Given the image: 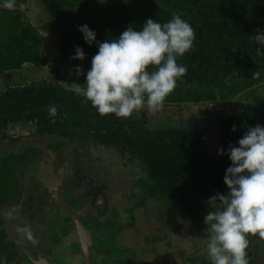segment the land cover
<instances>
[{
    "label": "trees",
    "instance_id": "trees-1",
    "mask_svg": "<svg viewBox=\"0 0 264 264\" xmlns=\"http://www.w3.org/2000/svg\"><path fill=\"white\" fill-rule=\"evenodd\" d=\"M28 1L16 0L12 10L0 7V79L22 68H49L61 59L68 80L57 73L0 90V209L23 200L22 177L44 159V150L63 153L70 145L90 142L117 150L128 163H139L140 174L131 182V194L137 199L128 207L131 214L149 201L157 202L163 214H173L195 228L205 227L207 211L214 210L208 198L228 191L224 176L231 161L218 149L237 145L249 126L264 125V102L221 117L215 124L217 145L211 150L200 127L172 122L150 127L146 109L128 118L102 116L73 91L76 84L86 82L91 59L98 52L95 44L85 42L78 26L87 24L103 42L118 38L129 26L141 30L149 18L165 23L174 14L181 15L196 39L194 48L178 58L188 71L164 106L213 105L264 89V49L252 38L256 29L264 31V0H37L47 14L50 32L57 34L53 58L49 51L54 40L35 21ZM77 46L86 54L84 61L71 59ZM76 66H82L83 74L76 73ZM154 70L149 66V71ZM49 105L58 107L57 117L49 118ZM25 128L29 135L16 134ZM22 141L25 146L16 148V142ZM31 199L32 195L27 200ZM159 217L168 222L162 213ZM90 220L85 228L104 229L103 222ZM61 231L66 235V225ZM56 233L53 241L58 243ZM98 244L99 253H108L101 240ZM18 252L0 217V258L10 264ZM248 259L249 264H261L255 257Z\"/></svg>",
    "mask_w": 264,
    "mask_h": 264
},
{
    "label": "rangeland",
    "instance_id": "rangeland-1",
    "mask_svg": "<svg viewBox=\"0 0 264 264\" xmlns=\"http://www.w3.org/2000/svg\"><path fill=\"white\" fill-rule=\"evenodd\" d=\"M27 5L35 13L38 25L54 40L49 52L55 57L57 34L54 30L50 32L46 12L37 0H29ZM58 60V65L54 63L49 68H22L13 75H5L0 79V90L9 84H23L40 76L51 78L57 73L67 81L66 62ZM253 94L213 105L204 102L177 107L167 105L158 111L143 109L148 112L150 127L171 122L200 127L205 142L209 143L207 149L211 150L217 145L215 124L221 117L264 102V89ZM20 133L29 135V130L25 128L16 134ZM22 145L25 146V141L18 143L16 148ZM43 154L45 160L32 165L22 177L23 200L3 208L13 219V238L19 252L23 250L27 264L37 258H44L51 264H93L92 259H96L97 264H175L178 261L207 264L206 226L195 228L173 214H163L157 202L149 201L132 214L128 211L137 201L131 194V182L140 174L137 161L128 163L117 150L90 142L70 145L63 153L44 150ZM67 157L71 158L70 163ZM31 195L32 199L27 200ZM161 213L168 222L161 220ZM74 214L83 226H89L90 219H97L105 227L103 230L94 226L86 228L89 236L85 235L79 230ZM64 225L66 235L61 231ZM55 232H58V243L53 239ZM100 240L108 253L98 252ZM247 252L264 264V238L250 235ZM26 253L30 254V261ZM12 264H16V259Z\"/></svg>",
    "mask_w": 264,
    "mask_h": 264
},
{
    "label": "clouds",
    "instance_id": "clouds-1",
    "mask_svg": "<svg viewBox=\"0 0 264 264\" xmlns=\"http://www.w3.org/2000/svg\"><path fill=\"white\" fill-rule=\"evenodd\" d=\"M15 2L0 0V7L12 10ZM78 31L98 52L91 59L86 82L76 84L73 91L100 115L117 118H128L145 107L162 109L188 71L178 58L194 48L196 39L191 24L179 14L165 23L149 18L141 30L129 26L118 38L103 42L97 41V33L87 24L78 26ZM252 38L264 49V31L256 29ZM71 59L84 61L86 54L77 46ZM149 66L155 70L149 71ZM75 71L83 74L82 66ZM47 111L50 119L58 115L55 105ZM237 145L218 149L231 165L224 176L228 191L207 201L214 209L204 217L207 264H249V236L264 238V125L249 126ZM0 264L6 261L0 258Z\"/></svg>",
    "mask_w": 264,
    "mask_h": 264
},
{
    "label": "flooded vegetation",
    "instance_id": "flooded-vegetation-1",
    "mask_svg": "<svg viewBox=\"0 0 264 264\" xmlns=\"http://www.w3.org/2000/svg\"><path fill=\"white\" fill-rule=\"evenodd\" d=\"M22 134H24V135H28L27 133H22ZM18 143H20V142H16V144L15 145H17ZM1 210V212L5 215V217L6 218H8L9 219V221H10V226L12 225V221H13V219H10L9 218V216H8V214L6 213V212H4L2 209H0ZM5 225V224H4ZM6 227V226H5ZM7 229H8V231H9V233L12 235V237L14 236L13 234H14V232H13V229H12V227H6ZM99 247V246H98ZM27 248V247H26ZM105 248V247H104ZM28 249L29 250H31V246H29L28 247ZM25 250V249H24ZM98 250H99V248H98ZM21 251H22V253H21ZM101 255V254H100ZM25 256H26V258L27 259H29V261L31 260V256H30V254L29 253H26L25 254ZM16 264H23V262L25 263V264H27L25 261H24V254H23V250L21 249L20 250V252H18V256H16ZM32 260H44V258L42 259V258H37V259H32ZM32 260H31V262L30 263H32L33 264V262H32ZM93 260V264H97V260L96 259H92ZM46 262H48L47 260H45ZM13 263V262H12ZM12 263H10V264H12ZM49 263V262H48ZM49 264H51V263H49Z\"/></svg>",
    "mask_w": 264,
    "mask_h": 264
},
{
    "label": "water",
    "instance_id": "water-1",
    "mask_svg": "<svg viewBox=\"0 0 264 264\" xmlns=\"http://www.w3.org/2000/svg\"><path fill=\"white\" fill-rule=\"evenodd\" d=\"M0 217L4 220V224H5V226L10 228V227H11V226H10V221H9L8 218L5 217V215L1 212V210H0ZM74 218L76 219V223H77V225H78L79 230H80L83 234L89 236V232H88V230H87L83 225H81V223H80L78 217H77L75 214H74ZM32 262H33V264H49V263L46 262L45 260H32Z\"/></svg>",
    "mask_w": 264,
    "mask_h": 264
}]
</instances>
